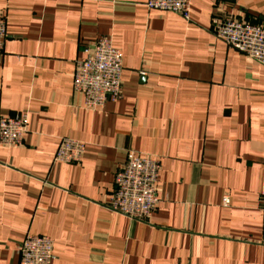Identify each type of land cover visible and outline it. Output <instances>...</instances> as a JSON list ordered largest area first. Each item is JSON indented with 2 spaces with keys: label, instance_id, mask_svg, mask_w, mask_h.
<instances>
[{
  "label": "crops",
  "instance_id": "crops-1",
  "mask_svg": "<svg viewBox=\"0 0 264 264\" xmlns=\"http://www.w3.org/2000/svg\"><path fill=\"white\" fill-rule=\"evenodd\" d=\"M146 1L0 0V119L27 121L0 143V264L27 233L53 240L50 264H264V65L212 33L216 16L264 26V0H191L190 21ZM101 37L122 91L90 110L74 71ZM64 137L80 162L54 160ZM130 151L160 159L146 221L108 207Z\"/></svg>",
  "mask_w": 264,
  "mask_h": 264
},
{
  "label": "built area",
  "instance_id": "built-area-1",
  "mask_svg": "<svg viewBox=\"0 0 264 264\" xmlns=\"http://www.w3.org/2000/svg\"><path fill=\"white\" fill-rule=\"evenodd\" d=\"M148 9L170 11L191 20V0H147ZM212 33L228 47L245 54L264 65V26L233 17H214ZM7 37L6 19L0 15V52ZM86 57L77 63L74 71V89L84 98L87 109L98 110L107 101L117 99L122 91L123 51L109 37L99 38L92 48L85 49ZM27 130L23 115L0 119V143L17 147ZM86 151V143L64 137L55 154V161L78 163ZM160 159L146 153L130 151L124 164L115 174V187L108 202L110 210L130 219L149 220L156 208ZM230 203L225 196L223 204ZM264 242V196L261 201ZM21 264H50L55 258L53 240L46 235L27 233L19 246Z\"/></svg>",
  "mask_w": 264,
  "mask_h": 264
},
{
  "label": "rangeland",
  "instance_id": "rangeland-1",
  "mask_svg": "<svg viewBox=\"0 0 264 264\" xmlns=\"http://www.w3.org/2000/svg\"><path fill=\"white\" fill-rule=\"evenodd\" d=\"M158 196V195H157Z\"/></svg>",
  "mask_w": 264,
  "mask_h": 264
}]
</instances>
